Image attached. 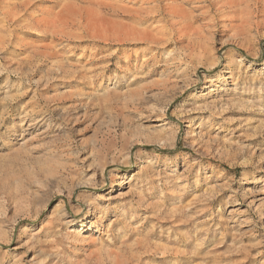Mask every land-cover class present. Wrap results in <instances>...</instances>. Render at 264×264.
<instances>
[{
    "label": "rangeland",
    "instance_id": "1",
    "mask_svg": "<svg viewBox=\"0 0 264 264\" xmlns=\"http://www.w3.org/2000/svg\"><path fill=\"white\" fill-rule=\"evenodd\" d=\"M143 1L0 0V264H264V27Z\"/></svg>",
    "mask_w": 264,
    "mask_h": 264
},
{
    "label": "bare ground",
    "instance_id": "2",
    "mask_svg": "<svg viewBox=\"0 0 264 264\" xmlns=\"http://www.w3.org/2000/svg\"><path fill=\"white\" fill-rule=\"evenodd\" d=\"M140 1L141 3L144 2L143 0ZM159 1L158 7L151 11L147 10L148 12L142 14V10H135L133 4L131 5L133 8L127 7L128 17L133 22L131 25L128 22L131 28L127 32L125 31L126 34L124 33V35L126 37L123 36L122 38H125L122 41L135 43L136 45L158 46L165 41L168 32H178L182 35L190 30L192 31L196 16L194 10L188 7L187 4L196 0ZM203 2V14L206 17L209 16L213 22L218 19L215 26L231 29L232 33L229 34L228 38L236 39L242 45L250 40L251 30L264 27V0H204ZM9 14L10 12H6V15ZM127 27L129 28V26ZM90 217V210H88L83 218H79L78 222L88 220ZM86 227L87 225L82 226L81 229L84 230Z\"/></svg>",
    "mask_w": 264,
    "mask_h": 264
}]
</instances>
